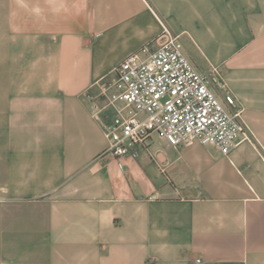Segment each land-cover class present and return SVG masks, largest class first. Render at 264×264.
I'll list each match as a JSON object with an SVG mask.
<instances>
[{"label":"crops","instance_id":"0c3cea01","mask_svg":"<svg viewBox=\"0 0 264 264\" xmlns=\"http://www.w3.org/2000/svg\"><path fill=\"white\" fill-rule=\"evenodd\" d=\"M163 28L241 109L228 154L107 151L101 88ZM0 264H264V0H0Z\"/></svg>","mask_w":264,"mask_h":264},{"label":"built area","instance_id":"2783aa9c","mask_svg":"<svg viewBox=\"0 0 264 264\" xmlns=\"http://www.w3.org/2000/svg\"><path fill=\"white\" fill-rule=\"evenodd\" d=\"M113 71L114 79L102 86L101 94L108 103L126 107L105 129L107 151L115 157L144 146L152 134L174 146L191 140L214 144L228 154L237 134L244 132L241 109H230L236 106L232 94L225 91L221 99L214 90L226 89L219 68L201 74L167 28Z\"/></svg>","mask_w":264,"mask_h":264}]
</instances>
